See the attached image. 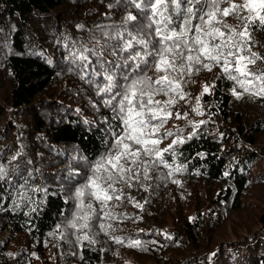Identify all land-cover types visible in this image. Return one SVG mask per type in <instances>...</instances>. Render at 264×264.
I'll use <instances>...</instances> for the list:
<instances>
[{"label": "trees", "instance_id": "16d2710c", "mask_svg": "<svg viewBox=\"0 0 264 264\" xmlns=\"http://www.w3.org/2000/svg\"><path fill=\"white\" fill-rule=\"evenodd\" d=\"M129 13L137 21L125 23ZM218 18L243 28L235 15ZM145 22L130 0H0V264H264V96L217 64L177 77L184 98L169 94L172 115L153 137L160 149L172 145L162 162L141 154L111 200L85 194L93 208L80 210L76 191L122 126L97 90L103 75L88 81L98 60L127 71L123 59L140 46H118ZM248 31L244 54L264 58V28ZM73 52L88 56L87 75ZM249 67L264 71V59ZM78 211L87 228L71 227Z\"/></svg>", "mask_w": 264, "mask_h": 264}, {"label": "snow or ice", "instance_id": "6c2138e0", "mask_svg": "<svg viewBox=\"0 0 264 264\" xmlns=\"http://www.w3.org/2000/svg\"><path fill=\"white\" fill-rule=\"evenodd\" d=\"M130 2L141 11L146 22L139 24L138 27L134 25L136 35L128 32L130 38L118 47L121 52L133 49L134 43L140 47L138 50L129 51L127 59L117 58L123 59V68L127 71L121 70L118 62L98 60L101 72L93 71V80L88 81L92 83L95 76L103 75L106 83L102 87L98 86L97 90L108 95L109 98L104 102L112 107L114 119L120 120L122 126L119 132L112 131L111 147L91 166V175L86 177V182L76 191L75 198L80 200L81 211L84 207L93 208L91 203L84 205L85 194L102 205L111 200L112 195L109 191L113 190L114 183L119 180L127 183L137 175L133 173L132 176H128V173L133 172L132 165L138 161L142 163L141 154H154L162 162L163 152L169 151L172 145L160 149L158 145L161 140L153 137L172 115L170 106L175 100L169 94L174 93L181 99L184 98L185 94L177 77L184 75L194 65H200L209 71L213 64L220 65L228 79L235 81L244 92H253V86L257 85L253 94L264 96V71L254 72L249 67L254 65L257 59L264 58L257 57L255 53L244 54L251 38L249 27L255 24L264 28V0H241L240 3H236L235 0H130ZM225 2L228 7L221 9L220 5ZM244 12L247 15L241 14ZM174 15L177 16L176 20L173 19ZM229 15H235L241 21L242 30L237 31L236 28L223 24L218 18ZM194 19L199 23L193 25ZM132 21H137V16L129 13L125 17V23ZM217 25H223L229 32L225 33ZM236 36L240 39H234ZM93 53L99 56L96 50H93ZM72 56L74 62L75 60L84 62L80 72L87 75L88 56L83 52H73ZM105 64H108L107 68ZM142 64L144 70H141ZM150 68L163 75H157L153 79L147 75ZM208 91L209 87L205 85L204 92ZM233 92L238 98L242 95L235 92V89ZM161 94L168 99L156 100L155 97ZM117 96L120 99L113 106ZM194 110L199 113V104ZM176 116L180 118L179 113H176ZM165 135L172 136L173 133L169 131ZM5 175V169L0 166V179ZM76 220L84 221L80 225L81 228L88 227L87 214L80 216L78 211L76 218L70 222L72 228L77 227ZM83 239L87 240L88 236L85 235ZM138 245L139 241L132 244L133 247Z\"/></svg>", "mask_w": 264, "mask_h": 264}]
</instances>
